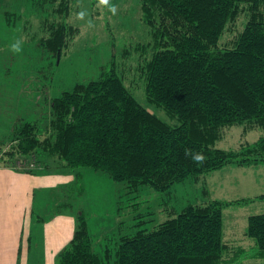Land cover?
Segmentation results:
<instances>
[{"label":"trees","instance_id":"1","mask_svg":"<svg viewBox=\"0 0 264 264\" xmlns=\"http://www.w3.org/2000/svg\"><path fill=\"white\" fill-rule=\"evenodd\" d=\"M49 2L59 19L48 26L41 48L56 62L78 32L68 20L75 0ZM140 6L151 36L142 46L147 102L176 124L140 103L113 59L98 78L77 82L48 101L43 123L17 120L11 140L0 147V164L36 174L56 162L78 178L80 169L105 172L134 194L146 186L168 192L232 164L264 163V135L238 149L217 146L226 127L264 129V0H140ZM242 12L244 30L220 45ZM185 149L202 151L205 162L195 164ZM257 199L264 193L189 203L153 228L124 236L115 264L264 260V213L249 217L246 235L253 246L235 249L224 240L225 209ZM76 223L55 264H106L109 254L96 251L84 212Z\"/></svg>","mask_w":264,"mask_h":264},{"label":"rangeland","instance_id":"2","mask_svg":"<svg viewBox=\"0 0 264 264\" xmlns=\"http://www.w3.org/2000/svg\"><path fill=\"white\" fill-rule=\"evenodd\" d=\"M111 2L118 6L116 15L103 6L98 7L99 0H75L68 20L78 32L62 58L54 62L41 43L50 34V23L59 19L55 13L57 6L49 0H0V145L17 120H38L41 124L48 101L71 90L77 82L98 78L113 59L118 73L140 103L165 121L176 124L162 108L147 102L144 75L147 53L142 46L151 42V36L142 20L140 0ZM82 10L87 13L83 21L76 19ZM88 20L93 27H88ZM246 22L247 14L242 12L222 36L220 45L242 32ZM17 40L21 41V51L14 53L11 45ZM263 135L262 128L246 132L242 125L230 126L223 130L217 146L238 149ZM50 161L48 158L47 162ZM53 164L49 172L56 182V200L70 202L69 207L76 213L75 221L79 213L86 214L96 251L109 254L105 257L106 264H115L116 251L124 236L133 235L140 228H153L189 203L206 202L208 197L203 192L206 188L213 187L217 191L215 198L226 200L264 193V163L191 178L168 192L146 186L134 194L105 172L80 169L78 178L75 172L65 171L56 162ZM232 211L239 223V236H243V226L246 231L249 217L264 213V199L226 210L225 234L229 236L232 231L227 232L231 223L228 216ZM140 221L145 222L139 225ZM248 264H264V260Z\"/></svg>","mask_w":264,"mask_h":264},{"label":"crops","instance_id":"3","mask_svg":"<svg viewBox=\"0 0 264 264\" xmlns=\"http://www.w3.org/2000/svg\"><path fill=\"white\" fill-rule=\"evenodd\" d=\"M11 133L2 140L0 147L11 140ZM237 167L247 168V165H228L218 172L237 170ZM49 171L47 168L32 174L0 164V264H55L60 251L72 240L76 229L75 211L69 207V201L56 200L54 188L57 186ZM203 192L208 197L206 202L226 200L215 198L217 191L213 187ZM227 209L224 211L225 242L235 249L253 246L254 241L247 237L245 225L243 236H239L240 227L234 211L229 213L231 223L227 225V232H232L230 236L225 234ZM253 261L259 260H249L247 264Z\"/></svg>","mask_w":264,"mask_h":264},{"label":"clouds","instance_id":"4","mask_svg":"<svg viewBox=\"0 0 264 264\" xmlns=\"http://www.w3.org/2000/svg\"><path fill=\"white\" fill-rule=\"evenodd\" d=\"M98 7L103 6L104 8H107L113 15L117 14L118 6L114 5L111 0H99V3L97 5ZM87 13L86 11H80L76 14V19L78 20H85ZM88 27H93L92 21H87ZM11 50L15 52L21 51V41L17 40L15 43L11 45ZM185 155L190 157L191 160L197 164L201 165L205 162V156L203 152H193L191 149H185Z\"/></svg>","mask_w":264,"mask_h":264},{"label":"built area","instance_id":"5","mask_svg":"<svg viewBox=\"0 0 264 264\" xmlns=\"http://www.w3.org/2000/svg\"><path fill=\"white\" fill-rule=\"evenodd\" d=\"M32 166H34V165H32ZM35 167V166H34Z\"/></svg>","mask_w":264,"mask_h":264}]
</instances>
